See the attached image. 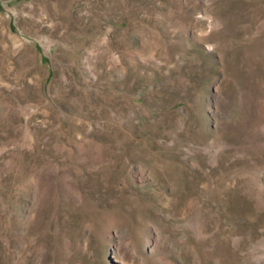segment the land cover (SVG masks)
Here are the masks:
<instances>
[{
  "label": "rangeland",
  "instance_id": "1",
  "mask_svg": "<svg viewBox=\"0 0 264 264\" xmlns=\"http://www.w3.org/2000/svg\"><path fill=\"white\" fill-rule=\"evenodd\" d=\"M0 264H264V0H0Z\"/></svg>",
  "mask_w": 264,
  "mask_h": 264
}]
</instances>
